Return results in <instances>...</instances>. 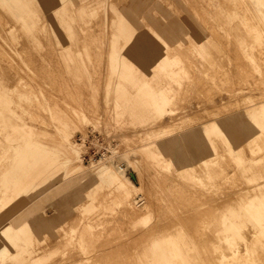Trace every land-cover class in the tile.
<instances>
[{
  "label": "rangeland",
  "instance_id": "1",
  "mask_svg": "<svg viewBox=\"0 0 264 264\" xmlns=\"http://www.w3.org/2000/svg\"><path fill=\"white\" fill-rule=\"evenodd\" d=\"M23 1L20 2L24 9L36 8L37 11L33 14L8 11L0 6L2 92L17 89L30 96L25 103L10 93L13 108L7 109L8 115L11 110L13 128L22 127L29 133V139L34 136L31 142L24 139L20 143L31 149V159H37L40 152L41 165L46 168L70 169L45 181L42 187L41 181H33L40 184L39 188L23 206H18L14 216L25 212V220L36 232H40L38 223L33 222L42 217L50 228L48 240H40L36 250L28 252L32 260L25 264H264V237H256L247 250L243 244L236 253H231L213 234L214 229H222L220 215L232 213L240 205H236V200L242 199L241 196H253L256 185L264 183L255 178L258 172L264 173V163L250 162L254 156L249 148L242 155L243 167L231 164L236 168L231 172L238 176V182L233 181L232 186L221 182L219 166L213 170L214 179L209 180L215 183L216 194L207 197L189 194L199 187L192 185L196 181L189 175L161 178L151 196L140 191L116 203L119 210L116 217L105 209L120 194L106 187L96 189L90 181L92 166L86 161L76 163L78 155L73 150L80 135L86 137L92 130L109 138L112 146L118 149L124 158L122 167L127 169V177L131 178L132 174L136 177L129 161L143 158L153 170L165 175L162 167L168 160L160 164L150 158L149 154L154 153L151 148L156 141L182 129L183 120L178 119L201 114L205 119L209 113L214 114V110H191L197 104L202 106L212 100L221 105L226 103L228 108L223 115L236 113L246 118L254 106L264 103V78L256 72L257 63L264 69V48L254 42V30L264 29L262 22L257 27L248 21L249 15L244 13L239 0H66L64 4L56 0L55 6L41 0L39 4L35 0ZM247 4L254 10L251 3ZM253 15L259 19L255 13ZM61 23L63 26L59 27ZM51 24L59 31H53ZM121 25L131 31L129 43L116 33ZM163 30L168 31L172 39L167 44L169 55H174L181 66V60H189L194 66L187 70L191 73L190 79L185 78L178 89L175 99H178L176 106L180 113L175 115L172 110L177 112V108L167 112L150 103V91L142 90L138 96L139 92H134L125 77L132 67L130 71L135 77L149 80L155 88L160 82L167 83L165 78L159 81L153 70L163 55L164 42L157 38ZM182 31L185 35L178 40L176 33ZM113 45L117 49L116 71L110 66ZM254 45L256 48L252 49ZM199 46L204 47L206 59L198 55ZM253 56L257 62L251 61ZM118 81L131 88L121 99L124 107L114 102ZM129 94L138 100L136 106L132 98L128 99ZM149 105L153 107H146ZM173 118L181 125L173 122ZM190 124L194 123L186 126ZM161 131L166 133L160 134ZM10 133L12 138H23L21 132ZM14 152L9 149L10 155ZM125 155L129 157L126 159ZM263 157L261 152L255 158ZM220 164L232 169L229 162ZM177 170L182 171L181 168ZM13 172L14 169L11 174ZM40 173L38 165L35 170H28L27 177L38 178ZM29 178L23 179L24 182L28 183ZM141 199L145 203L136 206ZM202 202L205 205L199 208ZM149 204L153 206L152 221L144 226L145 221L141 225L139 218L134 216L135 212H140L141 216L150 212ZM87 205L92 211L83 213L82 208ZM106 221L110 224L103 225L101 230H90L86 225L87 222L98 225ZM173 239L177 240L174 247L179 250L176 252L168 247ZM153 247H158L157 256ZM217 248L223 252L218 253ZM91 255L95 257L85 262Z\"/></svg>",
  "mask_w": 264,
  "mask_h": 264
},
{
  "label": "crops",
  "instance_id": "2",
  "mask_svg": "<svg viewBox=\"0 0 264 264\" xmlns=\"http://www.w3.org/2000/svg\"><path fill=\"white\" fill-rule=\"evenodd\" d=\"M20 1L24 2L23 0H18V2L16 0H12V4H9L10 6H8L10 0H0V6L4 10L8 11H27L32 14L37 11L36 8L24 9ZM41 1L47 4H52L53 6L57 4L56 0ZM239 1L241 3L240 5L242 10L246 11L244 13L249 15L248 21L254 22L257 27H259L258 24L262 22L261 24L264 27V0H248V2L254 6V10L249 8L250 6L247 4V1ZM35 2L37 4L40 3L39 0H35ZM236 2H238V0H236ZM64 3H66V0L60 1V4ZM254 13L259 17V19L253 15ZM42 17H44V15H41V18ZM62 26L63 25L61 23L59 27ZM51 27L53 31H59V28L54 26V24H51ZM254 31V42L262 45L264 48V29ZM116 33L119 37L125 39V41L127 39V43H129V39L132 37L131 31L126 25H121ZM161 33L162 34L159 32L157 34L159 35L157 38L160 42H164L165 46L163 47V55L159 57V60L155 63L153 70H156V77L159 81L160 79L163 80V78H165L167 83L163 84L160 82L161 84L155 88L149 80L145 79L141 81L135 77L130 71L133 70L132 67L128 68L129 72L127 71L128 73L125 74V77H128V84L133 86L134 92H139L138 96L142 90L145 92L150 91V103L152 102L157 108H165L168 112L170 108L177 105L176 100L178 99H175V97L179 95L178 89H180V86L185 78L190 79L191 73L187 70H190V68L193 69L194 66L189 62V60L183 62L180 57H177L181 60L183 65L181 66L180 63L175 60L174 55H169V47L167 44L168 41H172V39L169 37L168 31L163 30ZM176 34L177 39L180 40L181 37L185 35V32L182 31ZM254 48H256L255 45L252 46V49ZM197 51L200 57L206 59L207 54L204 47L199 46ZM110 57V66L112 70L116 71L118 68V61L116 60L117 49L115 45L112 46ZM256 60L258 61V59L253 56L251 61L254 63L257 62ZM256 66L257 75L264 78V69L260 67L259 63H257ZM185 67H187V69ZM116 85V98L114 99V102H118L119 105L123 106L121 99L126 97L125 93L127 91L129 92L131 88H128L124 82L120 84L118 81ZM2 90L4 89H2L0 85V264H25L32 260L28 255V252L30 250H36L40 240H48L50 228L48 227V223H45L46 220L43 221L44 219L42 217L41 219H37L33 222V224L38 223L37 225L40 232H36L32 225L25 220V212L21 215L19 213L16 217L14 216L18 213H16L18 206H23L27 200L34 196V193L39 188L40 184L33 181L38 179L39 182L41 181L40 183L42 187L45 181L64 174L70 169L65 171V169L58 168L59 166H55L54 169L46 168L41 165L40 152L37 153V159H31V149L20 143L21 141L23 142L24 139L25 141L28 139L31 142V140L34 139V136L32 135L29 139V133L22 127L17 126L16 128H13L11 124V118L13 115L11 110L10 115H8L9 112L7 110L13 108L11 104V94H13L18 101H24L25 103L29 102L30 96L27 93L19 92L17 89L12 91L8 90V94L3 93ZM136 96L137 95L135 94L134 97L136 98ZM131 98L132 96L129 94L128 99ZM133 101L136 106L138 100L133 99ZM215 103L216 105L218 104L216 101ZM218 105V109L213 111L214 114L209 113L205 116V119L201 118L203 116L202 114L198 115V117L193 115L190 117L191 120H189V118L188 120L183 119L182 123L184 126L180 131L167 135L153 144L151 149L154 153H152V155L149 154L151 156L150 158L156 159L160 162V164L168 160V163L163 164L162 167L165 175L157 173V170H153L150 163L144 158L141 160L129 161L131 164L130 166L133 168V172L136 175L133 180L130 177H127V169L122 167L124 158L121 156L117 157L108 164L96 166L91 165L93 175L90 181H93L92 183L96 186V189L101 190L103 187H106L109 190L117 191L120 194V196L118 195L111 200L108 208L105 210L113 217L118 216L119 210L115 207L116 203L119 201L121 202L123 199L129 197L130 194H134L135 192L144 191L151 196L153 190L159 186L157 181L158 179H168L172 176L182 177V175H189L197 182H195V185L194 183L192 185H197L199 187H195V193L189 192L190 195L200 194L207 197L213 193L216 194L217 188H215V183L209 182V180L211 181L214 179L213 170H216L218 168L217 166H219L221 169V174L219 176L222 179L221 182L223 185L232 186L233 181L238 182V176L234 173L236 168H234L231 164L235 163L239 168L243 167L245 161L242 155L246 148H249L251 154L254 156L250 162L256 163V165L264 163V157L255 158L261 152L264 153V103L260 106H254L255 108L247 112L246 118H244L243 115L236 113L223 115V113L227 111L228 105L226 103L224 105ZM146 107H153V105ZM191 108L193 107L191 106ZM199 108L200 106L197 104L196 108L191 110L198 112ZM190 122L194 124L187 127L186 125ZM24 128L26 127L24 126ZM10 132H14V134L21 132L23 134V138H12L14 136L11 135ZM9 149H13L15 151L14 155L9 154ZM166 156H169L170 159H163ZM128 157L129 156L125 155L126 159ZM78 160L79 161L75 162L82 164L83 160L80 158H78ZM227 162L230 163L232 169H229L227 166H221L220 164H227ZM38 165L41 166V173L38 178L27 177L28 170H35ZM139 166L141 167L139 168ZM27 167L30 169H27ZM177 168H181L182 171H178ZM13 169L14 172L11 174V170ZM231 170L234 172H231ZM257 177L258 179L260 178L264 180V173L262 174V172H258V176H255L256 180ZM25 178H29V180H31L28 183H25V180H23ZM233 185L235 184L233 183ZM221 186L222 185L220 183L218 185V187H220L219 189H221ZM197 188L200 189L197 190ZM208 189H210V192H206ZM157 192L158 191H156V193ZM253 194V196H250L251 198L241 196L243 197L242 199L236 200V205L238 203H240V205L237 206L232 213L229 215L226 213L224 215H220V225H222L221 231L218 230L219 228L214 229V237L217 240H220L225 247L231 251V253H236L243 244L247 250L249 244L253 245L256 237H264V183L257 184ZM160 195L162 197L163 193L160 192ZM162 200L164 201V198H162ZM137 202L139 203L136 204V206L145 203L143 199ZM201 204L202 205L199 208H202V206L205 205L204 202ZM229 204H231V202H229ZM150 208L151 211L144 213V216H141L140 212H135L134 217H136V219L137 217L139 218L141 225H143V221H145L144 226H148L152 221L151 212L153 210V206L150 205ZM91 211L92 207L90 205L82 208L83 213H90ZM106 224H110V222L106 221L98 225H94L91 222L86 223L88 229L90 230H101V227ZM170 242L171 243L168 245L170 248L169 250L173 252L178 251L179 249L174 247L175 244H177V240L173 239L170 240ZM153 251L157 256L158 247H153ZM217 251L218 253L220 252V254L223 252V250L219 248H217ZM96 253H93V255L96 256ZM93 255L89 258H85V262H87L90 258L95 257ZM139 260L141 262L140 256Z\"/></svg>",
  "mask_w": 264,
  "mask_h": 264
},
{
  "label": "built area",
  "instance_id": "3",
  "mask_svg": "<svg viewBox=\"0 0 264 264\" xmlns=\"http://www.w3.org/2000/svg\"><path fill=\"white\" fill-rule=\"evenodd\" d=\"M87 136L80 135L79 144H83L86 147V151L83 154V161L88 162L90 165L94 162H104L105 158L112 154V147L107 146L108 143L103 136L98 132L92 130L86 133ZM108 162V161H106Z\"/></svg>",
  "mask_w": 264,
  "mask_h": 264
},
{
  "label": "bare ground",
  "instance_id": "4",
  "mask_svg": "<svg viewBox=\"0 0 264 264\" xmlns=\"http://www.w3.org/2000/svg\"><path fill=\"white\" fill-rule=\"evenodd\" d=\"M227 1V0H226ZM199 8V7H198ZM238 9V8H237ZM102 18V17H101ZM47 30V29H46ZM39 35H41V33L39 34ZM109 36V35H108ZM20 37V36H19ZM43 37H44V35H43ZM94 37V36H93ZM16 38V37H15ZM94 40V39H93ZM259 55V54H258ZM249 72V71H248ZM34 73V72H33ZM263 75V74H262ZM219 82V81H218ZM262 83V82H261ZM98 86V85H97ZM194 86V85H193ZM198 88V87H197ZM53 89V88H52ZM210 91V90H209ZM90 96V95H89ZM89 98V97H88ZM204 99V98H203ZM89 102V101H88ZM93 103V102H92ZM206 104V105H205ZM205 104H202V106H200V108H199V110L198 111H200V110H205V111H208V110H215V109H218L217 107L219 106L218 104V106L216 105V103H215V101L214 100H212L211 102H209V103H207V102H205ZM207 104H209V105H207ZM100 105V104H99ZM27 107V106H26ZM173 108H177V106H174V107H172L171 109H173ZM178 109V108H177ZM179 111V112H178ZM178 111L176 112V109H174V110H172V112L174 113V115H175V113H180V110L178 109ZM186 110H184L183 112H185ZM120 112H122V111H120ZM38 113V112H37ZM126 113V112H125ZM123 115V114H122ZM127 115V114H126ZM174 115H173V117H174ZM181 115V114H180ZM179 114H177V116H180ZM183 115H184V113H183ZM182 115V116H183ZM186 115H187V112H186ZM124 116H125V114H124ZM172 116V115H171ZM177 116L175 117V118H177ZM115 118V117H114ZM185 118L187 119V118H189L190 120H191V118H190V116L189 115H187V116H185ZM48 119V118H47ZM175 119L173 118V122H175V121H177V119L174 121ZM183 119H181V120H179L178 119V121H182ZM177 121V122H178ZM129 123V122H128ZM182 123V122H181ZM162 124V123H161ZM160 124V125H161ZM174 124H176V123H174ZM174 124H172V126H176V125H174ZM178 124H180L179 122H178ZM125 125V124H124ZM164 125V124H163ZM181 125V124H180ZM182 125H183V123H182ZM191 125V124H190ZM193 125V124H192ZM165 126V125H164ZM162 127V126H160L162 129L163 128H165V127ZM172 126H170L171 128H172ZM179 126V125H178ZM158 128V127H157ZM168 128V127H167ZM167 128H165V129H167ZM176 128V127H175ZM170 129V128H169ZM168 129V130H169ZM157 130V129H156ZM159 131V130H158ZM167 131V130H166ZM166 131H164L165 133H166ZM170 131V130H169ZM173 131L175 132V129L173 128ZM164 132H160V134L161 133H164ZM156 133H157V131H156ZM173 133V132H172ZM105 137V136H104ZM105 139H106V141H107V143H108V146H111V147H113L112 146V144L110 143V140H109V138H107V137H105ZM73 150H74V152L78 155V158H80V159H82L83 160V154L85 153V151H86V147L83 145V144H79V143H77V144H73ZM112 156H109V157H106L105 158V160L106 161H108V162H106V161H104V162H94V163H92V165H104V164H108V163H110V162H112L114 159H116L117 157H119L120 156V154H119V151H118V149L117 148H112ZM148 161V160H147ZM144 163V162H143ZM142 163V164H143ZM140 164V163H139ZM144 166H146V165H144ZM141 166H139V168H140ZM142 179V178H141ZM155 184H156V182H155ZM146 187V186H145ZM144 187V188H145ZM235 191V190H234ZM238 195H239V193H238ZM165 201V200H164ZM163 201V202H164ZM167 202V201H166ZM165 202V203H166ZM186 202V201H185ZM163 205V204H162ZM182 209V208H181ZM205 209V208H204ZM133 210V209H132ZM208 210V209H207ZM130 215V214H129ZM160 216V215H159ZM132 217V216H131ZM160 218V217H159ZM180 218V217H179ZM162 219V218H161ZM164 223V222H163ZM161 224V223H160ZM168 225V224H167ZM151 226V225H150ZM131 228V227H130ZM126 230V229H125ZM159 230V229H158ZM191 233V232H190ZM139 234V233H138ZM146 235V234H145ZM141 238V237H140ZM139 239V238H138ZM138 241H140V240H138ZM137 245V244H136ZM130 247H132V246H130ZM131 249V248H130ZM131 252V251H130Z\"/></svg>",
  "mask_w": 264,
  "mask_h": 264
},
{
  "label": "water",
  "instance_id": "5",
  "mask_svg": "<svg viewBox=\"0 0 264 264\" xmlns=\"http://www.w3.org/2000/svg\"><path fill=\"white\" fill-rule=\"evenodd\" d=\"M131 178H132V179H135V176L132 174V175H131Z\"/></svg>",
  "mask_w": 264,
  "mask_h": 264
}]
</instances>
